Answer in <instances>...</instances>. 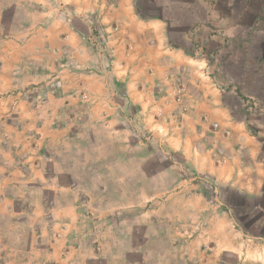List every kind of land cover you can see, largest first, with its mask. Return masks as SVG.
I'll return each mask as SVG.
<instances>
[{"label": "crops", "instance_id": "1", "mask_svg": "<svg viewBox=\"0 0 264 264\" xmlns=\"http://www.w3.org/2000/svg\"><path fill=\"white\" fill-rule=\"evenodd\" d=\"M77 1L71 18L64 11L65 19L54 17L43 5L30 10L34 30L19 36L6 28L0 40V264H229V257L255 264L254 256L264 264V252L251 245L260 236L237 229L229 211L164 167L159 153H146L141 139L120 140L119 154L95 153L96 146L116 145L112 114L132 106L144 112L131 90L118 96L123 103L110 86L106 69L117 52L110 45L119 40L101 26L105 10L123 15L127 6L150 25L163 68L172 62L189 69L190 52L171 41L173 19L159 14L156 0L154 7L149 0ZM137 8L150 9L141 16ZM4 14L0 5L2 30ZM77 17L93 28L75 27ZM94 29L105 35L97 36L101 49L90 52ZM85 69L96 80H61ZM183 78L170 80L174 93L187 97L181 94L175 111L187 112L192 127L178 143L168 139V147L192 172L211 177L229 207L247 201L264 212V137L231 114L215 84L206 89L204 80ZM70 106L77 109L71 119ZM222 229L224 240L215 239L212 232Z\"/></svg>", "mask_w": 264, "mask_h": 264}, {"label": "rangeland", "instance_id": "2", "mask_svg": "<svg viewBox=\"0 0 264 264\" xmlns=\"http://www.w3.org/2000/svg\"><path fill=\"white\" fill-rule=\"evenodd\" d=\"M180 1L183 4L179 5ZM77 2V0H43L42 3L40 0H0V5L5 12L1 23L4 29L0 28V40L9 35L6 28L7 30L10 28L11 33L17 32L19 36L23 32L33 31L31 26H35L34 17H31L30 10L39 9L43 5L54 17L62 16L65 19L67 15L71 18L72 10ZM156 2L163 5L159 14L166 17L169 13L173 19L171 41L190 52V67L178 69V65L171 62L163 68L159 64L160 55L155 47L159 43V38L155 37L153 28L132 14L131 8L127 10V6L122 8L123 15L114 14L113 10L109 13L106 9L109 19H104L101 26L103 29L110 28L107 35L115 36L111 37V40H119L110 45L113 50L117 48L114 57L109 58L115 64H111L110 68L106 69L111 72L110 75L108 74L110 86L116 93L115 97H121L127 88L131 90L137 96L135 98L138 101L135 102L143 106L144 112H139L135 106H132L122 108L120 116L112 114L111 117H116L114 118L115 129L111 130L116 145H112L111 150L110 147L96 146L95 153L97 155L119 154L120 140L130 143L133 138L141 139L146 153L150 151L159 153L162 165L172 168L181 181L189 184L190 180L185 177L179 166L180 163H186L178 153L170 150L167 144L168 139L172 143H178L180 135H185L192 127L187 112L175 111V105L177 102L179 104L181 94L184 97L185 92H181L180 96L175 94L170 80H179L183 76L185 78L180 80L189 78L204 80L203 87L206 89L215 88V84L222 92L224 91L222 94L231 114L238 121L247 119L249 131L253 134L260 133L264 137V0H156ZM86 5L89 6L91 3L88 2ZM147 6L154 7L155 4L149 0ZM147 9H141L142 13H147ZM155 10L158 8L156 7ZM63 11L66 15H63ZM122 16L125 20H119ZM70 23L75 24L77 28L83 26L93 28L82 17H77L75 22ZM233 32L236 35H233ZM104 35L100 31L101 40H104ZM97 36L90 35L91 40L87 41L90 52L101 49ZM246 44L249 45L250 51ZM184 63L183 60L179 61L181 66ZM120 65L128 68V79L124 80V73L121 77L119 72L125 68L121 70ZM113 72H117V75ZM81 73L83 74L79 78L63 75L61 80H96L89 69ZM111 74L116 81L110 78ZM117 76L121 79L117 80ZM161 83L165 87H162ZM155 90H157L156 93ZM184 98L187 99L186 96ZM122 99L121 102L124 103L125 100ZM79 102L74 104L79 103L78 105L83 107L89 101ZM75 111L77 109L75 110L72 106L67 110L70 119L75 117L77 113ZM79 115L85 117L84 112H79ZM103 134L105 133H100L102 142L105 137ZM193 184L198 187L199 193L207 196L218 207L220 206L219 210L229 211L230 219L233 220L237 229L244 231L247 236H260V239L255 240L254 243L251 242V245L255 251L264 252V212L254 210L247 201L242 207L231 208L218 193L215 195L210 190L206 191L196 183ZM225 233L227 232L224 229L215 230L212 236L215 239L224 240ZM185 237L193 240L195 236ZM196 246L199 245L196 244ZM161 248H166V245L161 244ZM192 248L194 249L195 246ZM251 258V261L256 264L257 258L255 256ZM18 260L16 258L17 262ZM227 261L229 264L238 262L236 257H229ZM1 264H5L4 261Z\"/></svg>", "mask_w": 264, "mask_h": 264}, {"label": "built area", "instance_id": "3", "mask_svg": "<svg viewBox=\"0 0 264 264\" xmlns=\"http://www.w3.org/2000/svg\"><path fill=\"white\" fill-rule=\"evenodd\" d=\"M181 171L184 173L185 177L192 180L198 186L204 190H210L213 194L218 193V188L213 179L209 176H199L192 172L185 164H179Z\"/></svg>", "mask_w": 264, "mask_h": 264}, {"label": "trees", "instance_id": "4", "mask_svg": "<svg viewBox=\"0 0 264 264\" xmlns=\"http://www.w3.org/2000/svg\"><path fill=\"white\" fill-rule=\"evenodd\" d=\"M137 13H138V15H141V16H144V14L142 13V10H141V8H137ZM100 29H97V30H95V34L96 35H100ZM186 165V164H185ZM188 167V166H187ZM218 195H220L221 196V190H220V188L218 189Z\"/></svg>", "mask_w": 264, "mask_h": 264}]
</instances>
